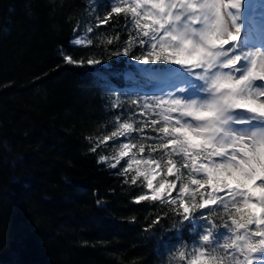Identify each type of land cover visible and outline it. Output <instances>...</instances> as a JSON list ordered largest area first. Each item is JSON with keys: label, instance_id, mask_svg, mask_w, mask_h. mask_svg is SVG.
<instances>
[{"label": "trees", "instance_id": "1", "mask_svg": "<svg viewBox=\"0 0 264 264\" xmlns=\"http://www.w3.org/2000/svg\"><path fill=\"white\" fill-rule=\"evenodd\" d=\"M128 1L0 0V264H189L199 236L187 234L180 207L140 199L143 179L99 144L125 125L139 158L187 171L168 153L159 105L132 97L143 89L133 62L170 65L153 58ZM83 32L88 45H71ZM126 69L139 81H124ZM201 197L190 198L199 234L243 214L199 215ZM205 251L228 264L217 245Z\"/></svg>", "mask_w": 264, "mask_h": 264}, {"label": "rangeland", "instance_id": "2", "mask_svg": "<svg viewBox=\"0 0 264 264\" xmlns=\"http://www.w3.org/2000/svg\"><path fill=\"white\" fill-rule=\"evenodd\" d=\"M231 2L240 13L247 7L239 0ZM133 8L153 34L155 50L164 52L170 61L186 70L185 76L169 73L163 84L152 89L170 112L165 121L168 133H164L170 152L191 157L202 151L213 158L203 162L190 160L194 178L183 184L175 165L162 175L156 162L133 156L132 146L124 140L129 131L125 125L118 126L99 144L108 150L110 161L124 160L129 170L144 178L146 190L142 199L178 202L182 212L190 217L186 199L204 179L206 185L200 186L206 190L202 210L220 201L242 205L251 215V229L259 232L255 237L233 225L232 232L226 233L231 242L227 251L234 261L231 264H239L244 250L253 248L258 240L260 247L251 256L262 264L264 126L250 130L233 125L264 124V89L251 86L246 77L252 75L264 82V50L250 42L249 32L231 25L222 0H134ZM231 39L237 40L234 52L229 46ZM71 43L83 47L87 45L86 36L75 35ZM237 62L241 65L238 76L233 77L225 70ZM133 65L140 69L148 62L143 59ZM191 225L196 226L193 222ZM205 236L206 233L203 243L208 242ZM199 245L189 246L185 260L189 264H211Z\"/></svg>", "mask_w": 264, "mask_h": 264}, {"label": "bare ground", "instance_id": "3", "mask_svg": "<svg viewBox=\"0 0 264 264\" xmlns=\"http://www.w3.org/2000/svg\"><path fill=\"white\" fill-rule=\"evenodd\" d=\"M257 33L260 35L261 41L264 42V30L263 31L260 30Z\"/></svg>", "mask_w": 264, "mask_h": 264}]
</instances>
